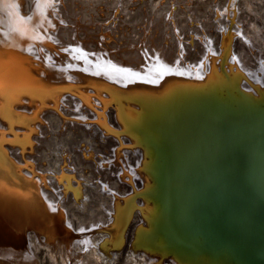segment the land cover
<instances>
[{
    "label": "bare ground",
    "instance_id": "obj_1",
    "mask_svg": "<svg viewBox=\"0 0 264 264\" xmlns=\"http://www.w3.org/2000/svg\"><path fill=\"white\" fill-rule=\"evenodd\" d=\"M220 1L194 43L140 19L92 43L32 9L0 54V263L32 231L58 264H264V15ZM60 112L81 134L36 145Z\"/></svg>",
    "mask_w": 264,
    "mask_h": 264
},
{
    "label": "rangeland",
    "instance_id": "obj_2",
    "mask_svg": "<svg viewBox=\"0 0 264 264\" xmlns=\"http://www.w3.org/2000/svg\"><path fill=\"white\" fill-rule=\"evenodd\" d=\"M48 4L50 5L48 14L51 16L55 15L57 17L58 27H64L65 29L67 27H75L79 21V24L77 26V29L79 30L78 36H81L82 33L87 34L88 36L92 35L93 38H83L92 43H96L98 41V36L101 34L107 36L109 35L108 30H104V27L106 26L112 28L115 33L114 35L116 36L107 40L110 41V43L118 42L115 38H121V33H124V27L120 26L119 24L128 21L134 22L136 19H140L142 21L144 20L142 24H138L136 25V27L142 28L144 30L148 28V33H152L156 37L159 34H163L165 38L168 33L170 34V36H172V34L178 31L184 36L185 43H194L192 42V39H188V36H194L195 33L198 32L199 36L195 37V39H201L200 36H202L203 34H208L209 28L211 27V20L219 22L220 20L224 19L223 17H226L227 20L230 19L229 16L227 17L225 7H223L220 0H211V2L210 0H173V2L172 0H154L153 2H151V0H0V54L2 49L4 50L8 46L16 45L15 47L17 48V45H21L23 37L30 36L32 29L31 27L26 26L24 32L20 31V28L23 25V20L29 19L31 17L30 15L33 14L32 9L34 7L42 5L45 6ZM238 4L239 7H246V9H248V16H253L254 18H258L260 20L262 15H264V0H238ZM51 9L52 12L50 11ZM216 9L220 11H216ZM169 13H171V17H168ZM216 13H219L222 17ZM217 16L219 17L217 18ZM13 18L15 19V21L17 19V22H15ZM12 20L14 21V23L19 24L15 25L14 23H12ZM192 21L194 23H192ZM251 21L254 22V20ZM52 26L54 27V25ZM58 27H56V29L54 27V30L52 29V31H61V29H59ZM205 40L210 41L211 39L209 38V40H207L205 38ZM167 41L165 40L164 42L169 44V42ZM170 41L171 48H173L172 37ZM104 42H106V40H104ZM120 42L121 44L126 43L124 38L120 39ZM30 44L32 45V42ZM138 44L139 43H137L136 45ZM125 49L126 48L123 47L119 50L122 51ZM202 64L203 62L199 64V67ZM201 70L204 72L206 69L202 68ZM247 83L248 82H246V84ZM255 94L259 95L261 94V92L258 90V92ZM48 115H50V113ZM61 116H63V118L65 117V120L67 122L69 121V123L73 122L77 124H68L66 126H61V124H58V126L57 122L49 121L51 122L49 123V125L48 119L45 120L46 123H42L43 127L41 128V132L37 133L39 136H41V141H39L40 143L37 142L36 145H40L41 147L42 145H44V148H47L50 145L49 149H51L56 145V143L60 142V139L63 138L67 141L71 137V134H81L80 131L83 128L82 124H84L86 121H80L78 119H75L73 116H68L65 114L63 115L62 113ZM48 126L50 128H48ZM71 128L73 131H71ZM66 133L69 134V136ZM65 137L68 138L66 139ZM47 139L49 141H47ZM54 141L57 142L54 143ZM45 144H47L48 146ZM82 144L84 145V143ZM59 147L61 149L62 146L59 145ZM90 159L93 160L92 158ZM94 160L93 161L96 162L95 157ZM111 162H113V160H111ZM125 181L127 180L125 179ZM47 188L53 190V188L51 187ZM106 188L107 187H104L103 185V189L105 190ZM29 233V238H31L32 240H29L28 238L30 246L28 244V241L25 245V251L23 252L25 263L23 264H42L43 259L50 260L52 264H58L60 261L58 259H55L56 257L53 253L50 254V249L47 248L48 246L46 245L45 241H43L44 239L40 241L38 238H33L35 236L34 234H32L33 236H31L32 231H29ZM37 245H39V247ZM42 250H45L44 256H46L47 258H44L43 255H41L40 251ZM32 252L34 253V255L31 257L28 254ZM9 256L10 257L6 258V262L0 264H19L15 263V261L12 260L14 259L13 256ZM93 257V259L98 258V256ZM99 260L101 259L98 258V261Z\"/></svg>",
    "mask_w": 264,
    "mask_h": 264
},
{
    "label": "water",
    "instance_id": "obj_3",
    "mask_svg": "<svg viewBox=\"0 0 264 264\" xmlns=\"http://www.w3.org/2000/svg\"><path fill=\"white\" fill-rule=\"evenodd\" d=\"M143 69H145V68H143ZM177 183H179V179H175V184H177ZM138 198H140V196H138ZM2 225H4L3 224V222L2 221H0V227L2 226ZM28 239V238H27ZM73 240H76V238H72ZM28 241V240H27ZM43 241H45V239L43 240ZM28 244H29V241H28ZM28 246V245H27ZM29 246H30V244H29ZM27 249H29V248H27ZM34 255V253L32 252V253H30V256L32 257ZM206 256V254L205 253H203V254H201L200 255V257H205ZM8 257H10V256H8ZM230 264H237V262L236 261H231L230 262Z\"/></svg>",
    "mask_w": 264,
    "mask_h": 264
}]
</instances>
